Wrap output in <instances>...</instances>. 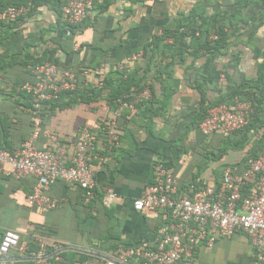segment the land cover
I'll return each instance as SVG.
<instances>
[{
    "label": "crops",
    "instance_id": "0c3cea01",
    "mask_svg": "<svg viewBox=\"0 0 264 264\" xmlns=\"http://www.w3.org/2000/svg\"><path fill=\"white\" fill-rule=\"evenodd\" d=\"M110 1L103 13L89 12L81 29L74 32L62 28V16L53 8L42 6L0 44V144L8 150L19 149L34 134L37 113L20 87L34 81L30 63L44 52L57 58L62 70L81 71L98 62L104 72L138 74L150 85L155 100L154 105L133 112L123 110L125 127L118 147L97 144L95 178L116 193L111 208L104 207L98 194L88 202L81 188L62 181L47 192L61 199L59 208H32L27 196L36 177L0 179V241L1 233L12 230L25 243L58 244L60 249L48 257L55 258L53 264H101L116 260L129 247L156 248L171 222L169 213L134 209V202L154 180L156 164L163 163L182 184L199 178L218 185L224 168L241 165L260 148L264 133V128L254 125L239 133L203 138L198 123L203 97L212 104L236 87L242 96L250 93L260 98L264 111V0ZM217 25L229 35L230 46L224 54L203 49L200 43L187 48L175 41L183 31L215 41ZM165 31L172 38L151 46L153 38ZM93 76L88 80L93 81ZM109 94L107 89L91 103L78 100L44 111L46 133L35 147L55 148L62 140L72 143L84 125L99 130L114 116ZM207 152L217 159L199 173ZM63 252L69 254L57 258ZM177 264L257 262L248 236L237 233L230 239L217 237L212 246L201 244L192 259Z\"/></svg>",
    "mask_w": 264,
    "mask_h": 264
},
{
    "label": "built area",
    "instance_id": "2783aa9c",
    "mask_svg": "<svg viewBox=\"0 0 264 264\" xmlns=\"http://www.w3.org/2000/svg\"><path fill=\"white\" fill-rule=\"evenodd\" d=\"M61 1L64 17L72 25H82L95 6V0ZM29 10L30 6L22 5L0 12V22L7 23ZM104 69L101 65L95 72L85 69L78 75L45 62L33 68L36 81L25 83L20 89L31 95L35 108L40 112L46 103L58 101L64 93L75 90L81 81L79 76L88 79L91 73L100 75ZM96 86L102 87L103 84L99 82ZM151 98V91L145 88L121 100L114 118L103 127L102 138L92 127L84 125L74 142H60L55 148L35 147V141L46 133L38 113L34 134L20 149L10 152L0 148V179L5 176L36 177L37 183L27 196L32 208L53 210L61 206V199L47 193L50 186L58 181L81 188L88 202L100 192L104 207L111 208L116 193L111 187L100 185L95 178L97 144L104 143L110 149L118 147L122 131L119 119L123 110L133 112L139 102ZM254 110L251 101L225 102L210 107L199 125L200 132L204 136H224L239 131L250 123ZM51 138L56 140L54 136ZM134 209L143 213L157 210L169 213L171 222L163 230L157 247L150 248L146 244L129 247L121 250L116 260L101 264H177L181 260L192 259L201 244L212 246L217 237L230 239L237 233L248 236L257 264H264V141L260 154L249 159L246 168L226 167L219 186L204 182L202 186L189 184L181 189L178 177L159 162L155 166L154 180L134 202ZM38 246V251L29 252L20 235L7 230L0 242V264H8L13 251L20 256L31 257L35 264H48L49 246L44 243ZM51 249L56 252L60 246L53 244Z\"/></svg>",
    "mask_w": 264,
    "mask_h": 264
},
{
    "label": "trees",
    "instance_id": "16d2710c",
    "mask_svg": "<svg viewBox=\"0 0 264 264\" xmlns=\"http://www.w3.org/2000/svg\"><path fill=\"white\" fill-rule=\"evenodd\" d=\"M110 2H111L110 0H95V3H94V5H95L94 10L95 11L93 10L95 12V15L103 13L104 11H106L110 5ZM22 5L30 6V10L27 14L22 15L18 18H13L7 23L0 22V44H1V42H3V40L7 39L8 36L11 35L10 30H15V29L21 27L29 19L34 17V15L39 11V9L42 6L51 7L58 14H60L62 16V21L64 22V23H61L62 28L71 29L72 30L71 32L79 31L81 29L82 25H72V24L67 22V20L64 17V14H63V6H62L61 0H0V12H7L9 9H11L13 7H20ZM215 33L217 35V40L210 41V40H206L205 37H203V35L200 38H196L194 35L195 33H193L190 36L189 33L183 31V33L180 34V36H176L175 41L176 42L180 41V44L183 46H186L187 48H190V47L195 48L194 43L195 42L197 44L200 43L199 45L203 49L211 50V51H213V53L224 54L225 50H228V48L230 46L229 35L224 32L223 26H221V25H217L215 27ZM170 36L171 35L167 31H165V33L163 35L155 36L153 38V40L151 41L150 45L153 47H158L159 45L163 44V42L167 38H170ZM187 37L190 38L189 41L191 43L189 42V44H186V38ZM171 38H172V36H171ZM173 39H175V38H173ZM203 39L206 42L205 44L202 43ZM46 54L47 53L44 52L40 57L36 58L34 61H32L30 63V65H31L30 72L32 74H33V68H35L36 66L41 65L45 62H50V63L56 64L60 68L59 63L56 60L57 58L55 59L51 56L49 57ZM9 64H10V62H9ZM99 66H100V63L97 62L94 65H92L91 68H87V69L91 70L92 72H95V70ZM85 69H82L81 71L80 70L74 71V72L76 74L80 75L81 72ZM93 75H94L93 81H90L86 78L82 79L79 76L81 81L75 90L64 93L58 101H54V102L52 101L50 103H46L45 107L40 112H38V110L35 108V106L32 102L31 95H29L27 93L29 95V97H28L29 102H30L29 105L37 113V116H38V113L41 114V118L43 121V116L45 113L44 111L53 110L56 107L63 108V107L68 106V105H73L78 100L91 103L93 100L98 99L102 95V93L104 91H106L107 89H110V94H109L108 100L111 104V110L114 112L119 108L121 100H125L126 97H132L135 93L141 92L145 88H148L149 90H151L150 85L147 84L146 82H143L144 79L142 77H137L138 74L137 75L136 74H130V73H125V72H120L119 70H115L112 72L110 71L109 73L105 71V72L101 73L100 75H95V74H93ZM33 76L35 79L32 83H34L36 81V77L34 74H33ZM99 82L103 84L102 87L96 86V84ZM240 92H241L240 87H236L233 90V92L229 93L223 99H220L219 101L214 102L212 104L206 103V99H204V97H203L201 99V103H200L201 114L198 115L199 125L204 120V118L207 114V110L210 107L217 106V105L225 103V102H227L229 104H235L238 101H251L254 105L255 110H254V114L251 116L250 123L245 128H243L239 131H236L234 133H239L245 129L249 130V129H251V127H254V125H258V128L263 129L264 128V111L262 112L263 108H262L260 98L254 96L253 94H250V93L242 96V94H240ZM24 93H26V92H24ZM153 97H155V95ZM152 99L142 100L141 102H139L135 106V108H139V107H142V106L148 105V104L154 105L153 103L155 100L154 99L152 100ZM113 118H114V116H113ZM113 118H111V119H113ZM111 119L104 121L99 130H96L92 127V129L97 132L99 137H101L103 135L102 129L105 126V124L107 122H109ZM119 120H120L121 127L124 129L125 123L122 122V120H124L123 114ZM43 129H44V123H43ZM1 131H3V133L5 135L7 134V130H6L5 126H2V124H1ZM122 133H123V130L121 131V136H122ZM202 136H203V138H207V136H204V135H202ZM263 141H264V133L262 136L260 148L258 150H256L255 152L250 153L247 156L244 163H242L241 165L238 166L240 169L243 170L244 168H246L247 162L249 159L258 157V155L260 154V151L262 149ZM61 142L67 143V141H63V140ZM22 144H21V146H22ZM21 146H20V148H21ZM0 148H3V149L10 151V152L15 151V150H8V149L4 148L1 144H0ZM16 150H18V149H16ZM225 151H226V148L222 149L220 154H219V157L222 156L225 153ZM215 159H217V157L213 153L207 152L205 154L204 161L202 162V164L199 167V173L204 171L207 168V166L209 165V163ZM204 182H206V181H203L199 178H194L186 184L180 183V186H181V189L185 188L189 184H196L198 186H202ZM219 184H220V181H219ZM219 184H218V186H219ZM245 192L247 193V191H245ZM97 194L99 196H101V198H102V195L100 192H97ZM4 233L5 232L1 233L2 237H3ZM21 242L28 246L29 252L39 250V246L37 245V243H35V241L25 243L21 239ZM51 246H49V256H51L54 253L51 249ZM11 254H12V258L8 264H22L19 262V260L21 258L29 259L30 261L26 262L27 264H35V261L29 256H20L15 251L11 252ZM68 254H69V252L60 253L59 255H57V258L63 259V257H66ZM55 261H56L55 258L48 259V264H53V262H55ZM72 263H73L72 261L69 262V264H72Z\"/></svg>",
    "mask_w": 264,
    "mask_h": 264
}]
</instances>
